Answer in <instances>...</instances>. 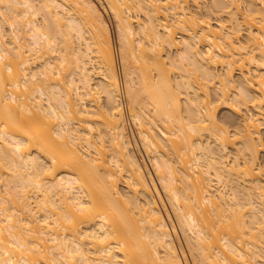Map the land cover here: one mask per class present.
Wrapping results in <instances>:
<instances>
[{
  "label": "bare ground",
  "instance_id": "obj_1",
  "mask_svg": "<svg viewBox=\"0 0 264 264\" xmlns=\"http://www.w3.org/2000/svg\"><path fill=\"white\" fill-rule=\"evenodd\" d=\"M103 2L0 0V264H264V0Z\"/></svg>",
  "mask_w": 264,
  "mask_h": 264
},
{
  "label": "rangeland",
  "instance_id": "obj_2",
  "mask_svg": "<svg viewBox=\"0 0 264 264\" xmlns=\"http://www.w3.org/2000/svg\"><path fill=\"white\" fill-rule=\"evenodd\" d=\"M97 4H98V6L100 7V6H104L105 7V3L103 2V0H94ZM207 1H210V0H206V3H207ZM102 4V5H101ZM198 4L200 5V7H201V9L203 8V5H204V3H203V0H199V2H198ZM5 11V10H4ZM109 15V14H108ZM4 17H5V19H8V18H10L9 17V15L7 14V13H5L4 12ZM106 18H108L107 20H108V22H109V26H110V32H111V47H112V54H113V59H114V65H115V68H116V61H115V54H114V45H116V38H115V34H114V25H113V22H112V19H111V17L110 16H107L106 15ZM7 39H9V37H8V35H7ZM8 41V40H7ZM116 48H117V45H116ZM117 52H118V48H117ZM119 58V57H118ZM116 70H117V68H116ZM174 70H176V69H174ZM153 73H155L154 72V70L152 71V75H154ZM174 73L176 74V71H174ZM173 72L171 73V74H174ZM118 76H119V78H120V82H121V73H118ZM173 76V75H172ZM122 86L124 87V84H122ZM123 87L121 88V89H123ZM180 96H181V98H184V97H182V96H184L183 95V93H180ZM123 98H124V95H123ZM124 110H123V112H124V119H125V125H127L126 127L127 128H129V130H131V128H132V126H133V122H132V120L130 119V115H128V111L130 110H128L127 108L129 107V105H128V103H127V105H126V103H124ZM180 106L181 107H183L182 106V103L180 104ZM221 110V111H220ZM219 112H218V117L219 118H221V116H222V118L221 119H223L224 117H226V119H223L224 121L225 120H228L226 123L227 124H230V122L231 123H234L235 121H236V115H234L231 111H229V109H227V108H220L219 110H218ZM230 112V113H228V112ZM227 112V113H226ZM224 113H226V114H224ZM232 114V115H231ZM223 115H225V116H223ZM234 115V116H233ZM227 116H229V117H227ZM232 118H233V120H232ZM235 118V119H234ZM235 120V121H234ZM229 122V123H228ZM226 124V125H227ZM229 125H227V128L232 132L233 130V124H231L229 127H228ZM262 132H264V131H262ZM131 133V142H134V143H131L132 144V149H133V151H134V153H136V154H142V156H143V158H144V161H145V163H146V165H148L147 167L148 168H150V161H149V159H148V157H146L147 155H145L146 153H145V151L143 150V148H142V146H141V144H140V142L137 140V137L135 136L136 134H135V132H130ZM264 136V135H263ZM136 143V144H135ZM135 146V147H134ZM138 150V151H137ZM137 151V152H136ZM140 151V153H138ZM2 188H4V187H1V189ZM120 188H123V186L122 185H120ZM122 190V189H121ZM166 206L168 207V209L170 210V207H169V205L166 203Z\"/></svg>",
  "mask_w": 264,
  "mask_h": 264
},
{
  "label": "built area",
  "instance_id": "obj_3",
  "mask_svg": "<svg viewBox=\"0 0 264 264\" xmlns=\"http://www.w3.org/2000/svg\"><path fill=\"white\" fill-rule=\"evenodd\" d=\"M114 54H115V61H116V68L118 73H121V66L119 63V58H118V52H117V48L116 45H114Z\"/></svg>",
  "mask_w": 264,
  "mask_h": 264
}]
</instances>
